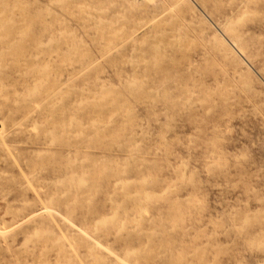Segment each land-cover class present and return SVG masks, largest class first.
<instances>
[{
    "label": "rangeland",
    "instance_id": "1",
    "mask_svg": "<svg viewBox=\"0 0 264 264\" xmlns=\"http://www.w3.org/2000/svg\"><path fill=\"white\" fill-rule=\"evenodd\" d=\"M217 4L245 51L199 0H0V264H264V0Z\"/></svg>",
    "mask_w": 264,
    "mask_h": 264
},
{
    "label": "bare ground",
    "instance_id": "2",
    "mask_svg": "<svg viewBox=\"0 0 264 264\" xmlns=\"http://www.w3.org/2000/svg\"><path fill=\"white\" fill-rule=\"evenodd\" d=\"M201 2V4L209 9V11L211 12V14L214 16L217 17V19L219 20L220 22V26L222 27V29L224 30V32L228 35V37L230 38V40L232 41V43L234 44V47L237 48L238 52H243L245 51L246 49H248L249 47V44L247 43V35L243 32V31H240L238 30V26H236L234 24V22L237 20H235L233 22V19L232 17H226V16H222L219 14V10H220V7H219V3L217 4L218 0H199ZM221 2V0H219ZM223 9L224 6H223ZM220 15V17H219ZM233 16V14H232ZM235 16V15H234ZM237 18V17H236ZM239 21V20H238ZM227 39V38H226ZM250 39V38H249ZM249 41V40H248ZM223 43V48L232 56H234V54L232 52H230V48L231 47L228 42L225 40L222 41ZM233 49V48H231ZM252 56H253V52L251 53ZM235 57V56H234ZM254 58H256L259 63H261V71L264 73V58L262 57L261 53H254Z\"/></svg>",
    "mask_w": 264,
    "mask_h": 264
}]
</instances>
